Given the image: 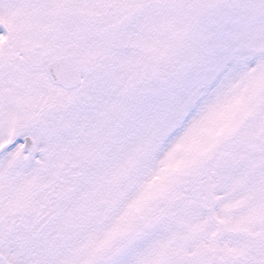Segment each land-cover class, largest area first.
Returning <instances> with one entry per match:
<instances>
[{
    "label": "snow or ice",
    "instance_id": "snow-or-ice-1",
    "mask_svg": "<svg viewBox=\"0 0 264 264\" xmlns=\"http://www.w3.org/2000/svg\"><path fill=\"white\" fill-rule=\"evenodd\" d=\"M0 264H264V0H0Z\"/></svg>",
    "mask_w": 264,
    "mask_h": 264
}]
</instances>
